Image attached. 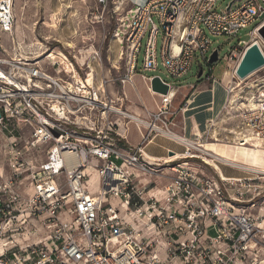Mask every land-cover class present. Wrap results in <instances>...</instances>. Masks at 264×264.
Here are the masks:
<instances>
[{
	"label": "built area",
	"instance_id": "obj_1",
	"mask_svg": "<svg viewBox=\"0 0 264 264\" xmlns=\"http://www.w3.org/2000/svg\"><path fill=\"white\" fill-rule=\"evenodd\" d=\"M217 2L127 0L132 10L120 25L127 57L122 83L134 85L147 32L144 71L159 70L162 33L161 66L172 78L187 75L198 54L209 64L211 37H237L258 21L250 40L232 50L228 70L254 40L263 51L264 0H244L224 12ZM12 10V0H0V264H264V216L246 207L264 197V171L211 179L193 166L195 157L185 155L193 149L183 143L179 163H151L144 147L170 130L166 96L150 116L152 126L143 125L125 109V94L109 93L104 82L89 84L92 71L82 51L12 35L9 50L3 34L12 31ZM235 72L230 79L226 73L230 99ZM141 77L153 95L156 77L169 93L176 91L159 76ZM248 119L250 138L241 133L239 145L264 148V105L249 110ZM133 122L142 126L138 147L128 142ZM162 164L174 174L163 192L141 187ZM31 222L48 238L21 247L16 237L26 235Z\"/></svg>",
	"mask_w": 264,
	"mask_h": 264
},
{
	"label": "rangeland",
	"instance_id": "obj_2",
	"mask_svg": "<svg viewBox=\"0 0 264 264\" xmlns=\"http://www.w3.org/2000/svg\"><path fill=\"white\" fill-rule=\"evenodd\" d=\"M233 1L235 0H218L216 9L219 12H224ZM242 1L235 2L234 7L239 6ZM12 9V31L10 34H3L4 44L9 50V36L12 35L17 38H26L29 41L39 39L44 43H48L50 49L58 48L61 50H75L76 52L78 50L82 51L88 56L89 68L91 67L90 69L94 72V77L91 81L95 80L96 85L104 82L109 93L118 92L121 96L126 93L129 101L136 104H141L143 100L149 106H154V99L161 103L160 105L163 103V98L160 95H153L147 89L141 77L142 75L147 77L159 76L163 81L170 84L171 87L179 89L176 99L168 107L169 116L167 117V121L169 129L180 137H184L183 133L185 131V122L182 117L184 109L188 107L187 105L194 92L200 88H204L205 90L212 89L216 81L221 86H224L230 79V75H233L239 66V61L236 60L230 63L228 70V57L239 41L245 40L244 42H248L250 40V33L259 22H255L249 28L242 30L237 37H211L212 47L208 58L214 51H218L219 60L210 65L204 62L201 55L198 54L191 71L180 78L168 76L165 69L161 66L160 48L162 33L158 35L159 70L156 72L144 71L143 62L145 44L148 38L147 32L143 40L141 54L138 58L137 75L134 78L135 85H125L122 81L126 74L127 57L126 45H122L123 29H121L120 25L121 19L131 15L130 10H132V7L128 6L127 0H105L103 3L100 0H12ZM83 58H79L80 61ZM201 70L203 74L199 77ZM227 72L230 74L229 79L226 75ZM234 86L238 88L234 90L229 106L224 108L214 126H211V123L205 134L194 136L190 141L208 144L219 139L220 143H223L217 151L220 157L240 163L250 170L252 168L264 170V150H254V147H250V142L247 146L237 147L239 146L238 140L243 135L246 136V139L250 138L248 111L253 110L249 107L250 101L257 102L260 107L264 105V67L255 71L246 80L238 78ZM190 87L191 89H189ZM183 90L187 91L183 92ZM147 120L149 123L152 122L150 117ZM133 124L136 128L132 134L134 137H139L138 126L135 122ZM159 125L160 127L162 126L161 124ZM143 132H148V129H143ZM241 133L243 134L242 136H240ZM152 135L154 136L155 132ZM180 147L182 148V146ZM155 151L153 147L152 149H148L147 152L154 153ZM192 153L196 155L195 159L191 161L193 166L199 168L204 175L211 179L220 181L218 175V172H220L219 167L225 172L224 174L229 176L241 175L240 179L252 176L250 170L242 169L219 160L208 159L216 162L219 166L215 165L217 170L210 163L212 167L204 162L203 158L206 156L203 153L194 150H192ZM166 160H169V158L167 157ZM152 170L154 172L153 177H148L147 181L141 183V187L146 186L147 190L154 188L156 193L163 192L166 184L169 182L166 180H170L174 174L165 164L153 167ZM88 172L90 174L93 173L92 167L88 169ZM90 181L97 186L100 184V180L96 176H92ZM255 205V207H252L251 204H246V207L256 218L264 216V197L258 199ZM47 238L48 235L45 232H32V235L27 232L26 235L16 237L17 243L21 247H25L28 244H37L45 241ZM4 240V243L10 242L9 237L4 238ZM2 250L3 248L0 244V253Z\"/></svg>",
	"mask_w": 264,
	"mask_h": 264
},
{
	"label": "crops",
	"instance_id": "obj_3",
	"mask_svg": "<svg viewBox=\"0 0 264 264\" xmlns=\"http://www.w3.org/2000/svg\"><path fill=\"white\" fill-rule=\"evenodd\" d=\"M191 87L189 89H191ZM187 90H183V92ZM176 91L177 92L173 101L176 99L179 89H176ZM124 94L127 97V103L125 109L128 112H130L132 115L140 117L142 119H147L148 117L157 114L158 109L161 106L160 105L161 103H159L155 99H154L155 102L154 106H149L148 104L143 102V100L141 104H136L134 102H130L127 94L126 93ZM229 99L230 97L227 91V82L224 84V86H221L217 92H215V82L212 86V89L205 90L204 88H200L199 90L195 91L191 97L189 104L187 105L188 107L184 109V113L182 116L185 122V131L183 133V136L190 140L194 136L205 134V132H207L209 125L211 123H212L211 126L214 125L215 122L219 119L224 108L227 107ZM173 101L171 102V104L173 103ZM137 126H138L137 130L139 137H134L132 133L136 127L133 123L129 125L128 142L133 147H138L141 146L142 144V137L139 132V128L142 126L139 124H137ZM180 146L181 144L178 143L177 141H174L166 136L159 135L156 136L151 143H149L144 147V153L147 158L163 162L164 160L167 159V157L171 156V153H177L182 155L184 149H182L183 147L181 148ZM153 147L155 148L156 151L154 153H148L147 152L148 149H152ZM219 170L221 173L218 172V175L219 174L225 175L227 179H239L241 177V175L240 176L226 175L224 174L221 167H219ZM27 232L30 233L31 235L32 232L34 233L45 232L48 235V233L42 228H40L36 222H31V224L28 225Z\"/></svg>",
	"mask_w": 264,
	"mask_h": 264
},
{
	"label": "bare ground",
	"instance_id": "obj_4",
	"mask_svg": "<svg viewBox=\"0 0 264 264\" xmlns=\"http://www.w3.org/2000/svg\"><path fill=\"white\" fill-rule=\"evenodd\" d=\"M245 41V40H244ZM258 41V39H256V40H254L253 42H257ZM84 60H85V58H83L82 59V63H84ZM91 68V67H90ZM91 70V69H90ZM92 71V78L94 77L93 76V70H91ZM227 75H229V73L227 74ZM227 79V78H226ZM93 81H89V84L90 85H93ZM239 84V83H238ZM240 86V85H239ZM220 84L216 81L215 82V92H217L219 89H220ZM238 88V87H237ZM175 95H176V91H172V92H170L169 94H168V96H166V102L167 103H171L172 101H173V99L175 98ZM250 105H249V107H251L252 109H253V111H256L259 107H260V105L259 104H257V102L256 103H254L253 101H250V103H249ZM134 117V116H133ZM134 119L135 120H137L138 122H140V123H142L143 125H145V126H147V127H149V125H150V123H149V121L147 120V119H142V118H140V117H137V116H135L134 117ZM150 126H152V125H150ZM212 126H214V125H212ZM157 127V126H156ZM161 132V134L163 135V136H166V137H168V138H170V139H173V140H175V141H177V142H179V143H183V144H187V145H189V147H191L194 151H196V152H200V153H203L206 157L205 158H203V160H204V162H206L207 164H211L214 168H216V166H218L217 164H216V162L215 161H210V160H208V159H214V160H219V161H221V162H226V163H228V164H233L234 166H238L239 168H242V169H247V170H250L249 168H247L246 166H244V165H242V164H240V163H237V162H234V161H230V160H227V159H224V158H222V157H220L219 156V154L217 153V151H218V149H219V147H221L222 145H223V143H220V141H219V139H216L215 140V142H213V143H208V144H203L202 146H196V144H194L193 142H191L189 139H187V138H185V137H180V136H178L177 134H175L172 130H169V131H160ZM247 143L246 144H244V145H239V146H237V147H243V146H247L248 145V141H246ZM235 146V145H234ZM254 150H256V151H260V150H264V148L263 147H261L259 144H257V146H255L254 148H253ZM185 155H187L188 157H196V155L195 154H193V153H191V152H188V154H185ZM169 158V160H167V161H178V160H180V159H182L183 158V156L181 155V154H177V153H174V154H172L171 156H169L168 157ZM147 159H149V161H151V163H153V162H155L156 160H153V159H150V158H147ZM162 160V159H161ZM158 161V160H157ZM158 162H161V161H158ZM163 162H165V160L163 161ZM209 164V165H210ZM210 165V166H211ZM216 165V166H215ZM157 166H160V165H157ZM211 166V167H212ZM219 167V166H218ZM217 169V168H216ZM219 169V168H218ZM217 169V170H218ZM253 170H258V169H255V168H252V171ZM259 170H261V169H259ZM264 171V170H263ZM225 173V172H224ZM222 177V179L225 181H227V177H225V175H222L221 176Z\"/></svg>",
	"mask_w": 264,
	"mask_h": 264
},
{
	"label": "water",
	"instance_id": "obj_5",
	"mask_svg": "<svg viewBox=\"0 0 264 264\" xmlns=\"http://www.w3.org/2000/svg\"><path fill=\"white\" fill-rule=\"evenodd\" d=\"M237 1H242V0H235L231 2L227 8V11H229L234 5V3ZM260 20H264V14L261 16ZM258 37L262 42H264V25L261 26V28L258 30ZM218 60H219V52L214 51L209 58V64L213 65ZM263 67H264V52L262 51L260 44L256 42L254 43V45L250 46L246 50L236 70V75L240 80H246L248 77L254 74L255 71ZM202 74L203 71L201 70L199 73V77H201ZM151 90L153 93L158 95L167 96L169 94V87L167 85H164L158 77L153 79L151 83ZM0 118H1V112H0Z\"/></svg>",
	"mask_w": 264,
	"mask_h": 264
}]
</instances>
